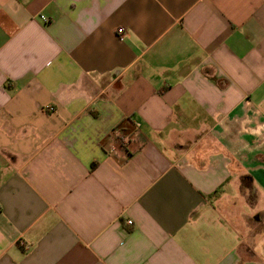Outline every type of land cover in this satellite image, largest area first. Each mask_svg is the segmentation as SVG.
<instances>
[{"label": "crops", "instance_id": "obj_1", "mask_svg": "<svg viewBox=\"0 0 264 264\" xmlns=\"http://www.w3.org/2000/svg\"><path fill=\"white\" fill-rule=\"evenodd\" d=\"M0 264H264V0H0Z\"/></svg>", "mask_w": 264, "mask_h": 264}, {"label": "built area", "instance_id": "obj_2", "mask_svg": "<svg viewBox=\"0 0 264 264\" xmlns=\"http://www.w3.org/2000/svg\"><path fill=\"white\" fill-rule=\"evenodd\" d=\"M125 30L124 28H118L116 30L117 38L122 41L124 38ZM49 110H52L51 108ZM139 135V125L135 124L131 130H124L121 127L113 130L112 134L109 136L108 147L110 152L116 157H120L119 153L116 151L114 145L119 143L122 147L129 149V146L135 142Z\"/></svg>", "mask_w": 264, "mask_h": 264}]
</instances>
